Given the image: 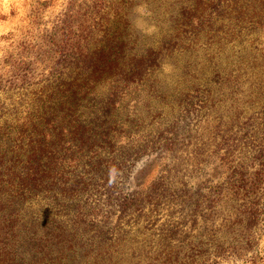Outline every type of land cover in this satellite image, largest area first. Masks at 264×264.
<instances>
[{
	"label": "rangeland",
	"instance_id": "rangeland-1",
	"mask_svg": "<svg viewBox=\"0 0 264 264\" xmlns=\"http://www.w3.org/2000/svg\"><path fill=\"white\" fill-rule=\"evenodd\" d=\"M188 2L0 0L6 131L48 88L83 82L89 93L80 110L89 118H97L92 106L105 104L102 95L114 91L115 99L99 128L83 138L94 137L90 149L74 140L53 145L59 170L88 184L69 209L51 215L40 205L38 216L63 226L50 234L54 244H46L40 225L31 234L39 246L14 244L18 234H30L28 222L0 219L13 221L16 231L0 222V264H264V24L246 15L227 23L229 36L212 41L211 31L176 23ZM219 15L216 25L225 27ZM120 41L133 66L160 54L125 85L115 60L105 69L92 65L97 44H110L118 55ZM66 43L90 54L59 71V46ZM250 78L256 88L248 87ZM75 119L72 111L62 122ZM65 156L76 160L60 162ZM144 194L153 195L140 203Z\"/></svg>",
	"mask_w": 264,
	"mask_h": 264
},
{
	"label": "trees",
	"instance_id": "trees-1",
	"mask_svg": "<svg viewBox=\"0 0 264 264\" xmlns=\"http://www.w3.org/2000/svg\"><path fill=\"white\" fill-rule=\"evenodd\" d=\"M219 13L225 15L227 19L225 27L216 25L217 18L220 19ZM246 15L248 18L264 24V0H190L187 4L180 5L175 21L176 23L181 21L185 28L211 31L212 41H219V39L229 36L228 33H232V31L226 30L229 23H240V20L244 19ZM214 32L221 33L219 38L213 35ZM183 35L185 33L181 31L180 36ZM79 45L66 43L59 46L61 48L57 70L60 71L61 67L69 66L73 58H77L79 62L87 60L90 48H80ZM97 45L93 51V60L91 58L93 67L95 70L105 69L115 60L121 76L120 84L123 85L131 81L130 77L136 75L134 71L144 62L153 63L157 56L160 57L159 52H155L152 58L141 56V59L133 66L132 62H126L128 60L125 57L128 56V53L127 50L125 51L123 41L118 43V50H116L118 55L113 53L110 44ZM121 53L123 59L116 60L115 58H118ZM244 57V54L240 55V58ZM158 61L153 63V67ZM240 62L241 65H245L243 60ZM58 76L62 75L57 73L55 78ZM63 76L67 77V75ZM237 80L233 79V82ZM257 85L254 79H249L248 87L256 88ZM58 92L56 89L48 88L42 90L43 96L36 99L31 97L30 104L25 106V114L17 116L15 127L11 131H6L5 124H0V219L13 220L17 216L23 220V223L27 224L28 222L31 229L30 234H18V237L14 239V244L18 239L23 248L31 251L40 245L39 240L31 236L38 225L43 228L46 244L51 245L54 242L50 238V234L63 228L56 218L38 216L42 210L40 205L44 204L46 206L44 210L53 211L51 215H54L55 211L61 210L62 207L64 210L73 207L76 204L75 200L82 196L88 186L79 177L59 170L53 148L55 141L74 140L80 150L90 149L95 142L94 137L83 138L99 128L101 114H108L115 101L114 91L107 95L110 101L102 95L101 98L105 99V104L99 110L92 106V111L97 118L94 115L89 118L90 112L80 110V105L86 103L87 93H89V88L83 87V82L77 88H65ZM96 95L99 96V94H95L93 101L96 100ZM72 111L76 113L74 124L62 122V119L66 120ZM65 159L76 160V158L65 156L60 159V162ZM113 188L108 187V190ZM108 192V200L111 201V191ZM150 195L153 194L141 196L140 203ZM34 216L40 217L41 221L35 223ZM82 216L83 214H80L78 217ZM12 223L13 221L4 222L3 224L6 225L3 227L16 232ZM21 257L18 254L16 261L21 260ZM8 258L12 259L10 255Z\"/></svg>",
	"mask_w": 264,
	"mask_h": 264
}]
</instances>
